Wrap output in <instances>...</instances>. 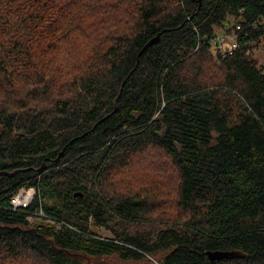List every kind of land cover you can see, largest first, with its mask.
<instances>
[{
    "label": "trees",
    "instance_id": "16d2710c",
    "mask_svg": "<svg viewBox=\"0 0 264 264\" xmlns=\"http://www.w3.org/2000/svg\"><path fill=\"white\" fill-rule=\"evenodd\" d=\"M263 40L264 0H0V264H264Z\"/></svg>",
    "mask_w": 264,
    "mask_h": 264
},
{
    "label": "built area",
    "instance_id": "2783aa9c",
    "mask_svg": "<svg viewBox=\"0 0 264 264\" xmlns=\"http://www.w3.org/2000/svg\"><path fill=\"white\" fill-rule=\"evenodd\" d=\"M239 28V26H237ZM226 40L229 42V53H231L237 46L236 38L233 34L229 33H221L214 39V47L218 51L223 50L224 43ZM36 195V191L34 188H21L15 193L10 200V203L13 209L25 208L32 201L33 197ZM41 214V212H40Z\"/></svg>",
    "mask_w": 264,
    "mask_h": 264
},
{
    "label": "rangeland",
    "instance_id": "374dc122",
    "mask_svg": "<svg viewBox=\"0 0 264 264\" xmlns=\"http://www.w3.org/2000/svg\"><path fill=\"white\" fill-rule=\"evenodd\" d=\"M252 52H253V55L258 59V64L264 63V40L257 47H254L253 50H252ZM144 160H147L148 163H151L152 164V162L154 160H157V159L155 158V156H153V157L144 158ZM137 171H138V169H136L134 172L137 173ZM145 180H149V178H145ZM153 183L155 184V187H153V188L155 189V192L156 193L159 192L162 189V188H160V186L161 187L164 186V183L161 182L160 178H154L153 179ZM29 220L32 221V218H29ZM36 221H38V220H36ZM38 222H40V221H38ZM98 233L99 234H102L103 236H106V235L109 234L106 230H104L102 228H100L98 230ZM29 261L30 262H33L32 264H39V263H36L35 262V259L34 258H32Z\"/></svg>",
    "mask_w": 264,
    "mask_h": 264
},
{
    "label": "water",
    "instance_id": "95a60500",
    "mask_svg": "<svg viewBox=\"0 0 264 264\" xmlns=\"http://www.w3.org/2000/svg\"><path fill=\"white\" fill-rule=\"evenodd\" d=\"M159 40V33L154 36L153 38H151L142 48L141 50L138 52V55H140L142 53V51H144L148 46H150L151 44H153L154 42ZM62 153L59 154V156H61ZM8 174V173H7ZM230 255H233L232 252H225V251H208V256L210 259H220V258H226Z\"/></svg>",
    "mask_w": 264,
    "mask_h": 264
}]
</instances>
